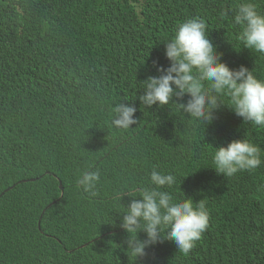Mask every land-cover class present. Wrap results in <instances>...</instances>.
I'll use <instances>...</instances> for the list:
<instances>
[{"label":"trees","instance_id":"obj_1","mask_svg":"<svg viewBox=\"0 0 264 264\" xmlns=\"http://www.w3.org/2000/svg\"><path fill=\"white\" fill-rule=\"evenodd\" d=\"M245 2L264 14V0H0V264H264V128L224 105L203 126L174 103L139 100L191 19L221 62L264 80V55L234 24ZM121 103L136 108L129 129L111 124ZM240 139L260 149L262 170L218 174L214 147ZM153 170L174 175L161 190L202 203L209 222L189 253L163 240L136 260L119 196L153 187ZM86 172H99L95 195L79 183Z\"/></svg>","mask_w":264,"mask_h":264},{"label":"clouds","instance_id":"obj_2","mask_svg":"<svg viewBox=\"0 0 264 264\" xmlns=\"http://www.w3.org/2000/svg\"><path fill=\"white\" fill-rule=\"evenodd\" d=\"M234 24L242 28L239 38L244 48L264 55V14L251 2L241 3ZM73 30L77 34L76 27ZM164 45L170 66L157 67L162 74L149 76L142 82L143 94L139 96L142 105L163 108L174 103L203 126L211 124L216 111L224 105L244 123L264 128V80L243 65L230 69L221 62L222 55L203 22L191 19L180 24L174 37ZM185 96L186 103L173 102L174 97L183 100ZM221 96L228 98V105L221 102ZM113 112L111 124L115 128L129 129L137 124L135 107L121 103ZM214 148L212 164L218 174L233 178L262 170L260 149L247 139L232 140L227 146ZM99 179V172H86L79 183L85 192L95 195ZM175 182L174 175L153 170L150 174L153 187L140 189L138 198H132L129 193L120 194V201L125 194L130 198V204L123 206L119 227L127 233L124 243L136 260L146 258V249L163 240L173 241L177 249L187 254L208 227L209 214L202 203H194L192 198L173 202L172 196L161 190ZM140 233L146 238L139 239Z\"/></svg>","mask_w":264,"mask_h":264},{"label":"water","instance_id":"obj_3","mask_svg":"<svg viewBox=\"0 0 264 264\" xmlns=\"http://www.w3.org/2000/svg\"><path fill=\"white\" fill-rule=\"evenodd\" d=\"M59 188H60L61 193H62L61 196H63V188H62V185H60ZM1 195H2V194H1ZM1 195H0V196H1Z\"/></svg>","mask_w":264,"mask_h":264},{"label":"bare ground","instance_id":"obj_4","mask_svg":"<svg viewBox=\"0 0 264 264\" xmlns=\"http://www.w3.org/2000/svg\"><path fill=\"white\" fill-rule=\"evenodd\" d=\"M37 96V95H36Z\"/></svg>","mask_w":264,"mask_h":264}]
</instances>
